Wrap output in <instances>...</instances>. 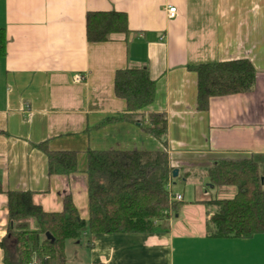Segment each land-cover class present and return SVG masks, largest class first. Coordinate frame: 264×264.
I'll use <instances>...</instances> for the list:
<instances>
[{
	"label": "crops",
	"instance_id": "obj_1",
	"mask_svg": "<svg viewBox=\"0 0 264 264\" xmlns=\"http://www.w3.org/2000/svg\"><path fill=\"white\" fill-rule=\"evenodd\" d=\"M169 6L177 8L174 19ZM95 12L126 14L130 33L90 42L87 16ZM0 29L8 41L0 57V264L9 191L31 192L46 212L63 211L70 196L88 220L90 150L165 147L179 170L171 188L183 180L193 203L182 195L167 233L95 234L92 249L86 239L70 241L79 264H264V234L209 236L204 203L236 193L211 186L208 170L217 159L264 154V0H0ZM239 59L255 67V89L212 98L200 111L191 68ZM126 68H147L155 100L142 123L103 124L127 112L114 91L116 72ZM152 113L167 118L165 145L145 130ZM40 144L76 152L77 172L50 176Z\"/></svg>",
	"mask_w": 264,
	"mask_h": 264
},
{
	"label": "trees",
	"instance_id": "obj_2",
	"mask_svg": "<svg viewBox=\"0 0 264 264\" xmlns=\"http://www.w3.org/2000/svg\"><path fill=\"white\" fill-rule=\"evenodd\" d=\"M128 17L118 12H95L87 16V37L103 43L114 34L128 35ZM7 34L0 29V57L6 55ZM197 75L198 109L207 111L210 100L250 93L255 89L257 71L246 59L202 64L191 68ZM115 95L126 101L127 112L110 122L144 121L141 112L155 100L156 82L147 68L116 72ZM167 118L149 114L145 130L165 145ZM48 157L49 175H71L78 170L77 153L51 152L38 145ZM89 219L81 218L70 196L61 212H46L35 204L33 194L9 191V223L1 242L4 264H67L70 241L86 239L92 249L95 234L167 233L170 213H179L172 200L173 169L164 151L88 152ZM212 187L235 190L232 197L204 203L209 207L207 234L214 238H253L264 234V154L224 156L208 170ZM3 187L0 183V194ZM34 222L35 227H31Z\"/></svg>",
	"mask_w": 264,
	"mask_h": 264
},
{
	"label": "rangeland",
	"instance_id": "obj_3",
	"mask_svg": "<svg viewBox=\"0 0 264 264\" xmlns=\"http://www.w3.org/2000/svg\"><path fill=\"white\" fill-rule=\"evenodd\" d=\"M176 184L173 185V189H172V193L175 195L177 192H180L181 195H184L186 196L185 198V201H188V203H193V202H190L189 198L190 197V194L189 191L191 190V187H186V183L183 181V180H179V181H175ZM230 190H233V189H230ZM225 192V191H223ZM223 194H226V193H223ZM230 197V196H229ZM180 204L184 205L183 203L185 202H179ZM209 209V207H207ZM210 210V209H209ZM175 213L174 212H171L170 213V221H169V224L171 226V224L173 223V221H175ZM66 258H67V264H79L80 263V258L78 257L77 253H75V251L71 248V247H68L67 248V251H66Z\"/></svg>",
	"mask_w": 264,
	"mask_h": 264
},
{
	"label": "built area",
	"instance_id": "obj_4",
	"mask_svg": "<svg viewBox=\"0 0 264 264\" xmlns=\"http://www.w3.org/2000/svg\"><path fill=\"white\" fill-rule=\"evenodd\" d=\"M167 15H168V17L170 18V19H174V18H176V16H177V8L176 7H174V6H169L168 8H167ZM81 79H83V78H81V77H78L77 78V81H80ZM171 198H172V200H174V201H176V202H181L182 200H183V198H182V195H180V194H171ZM32 264V263H31Z\"/></svg>",
	"mask_w": 264,
	"mask_h": 264
},
{
	"label": "water",
	"instance_id": "obj_5",
	"mask_svg": "<svg viewBox=\"0 0 264 264\" xmlns=\"http://www.w3.org/2000/svg\"><path fill=\"white\" fill-rule=\"evenodd\" d=\"M179 170L175 169L173 170V178H176L178 176Z\"/></svg>",
	"mask_w": 264,
	"mask_h": 264
}]
</instances>
